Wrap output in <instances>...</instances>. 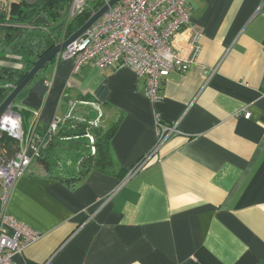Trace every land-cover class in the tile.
Masks as SVG:
<instances>
[{"label": "crops", "instance_id": "0c3cea01", "mask_svg": "<svg viewBox=\"0 0 264 264\" xmlns=\"http://www.w3.org/2000/svg\"><path fill=\"white\" fill-rule=\"evenodd\" d=\"M188 1L199 51L163 79L159 101L127 66L74 71L57 58L17 96L37 133L73 109L78 121L95 110L102 129L115 124L114 172L66 181L33 162L15 181L6 211L39 233L22 264H264L263 0ZM189 35L175 39L184 54ZM157 115L193 135L172 137L123 180L154 144Z\"/></svg>", "mask_w": 264, "mask_h": 264}, {"label": "built area", "instance_id": "2783aa9c", "mask_svg": "<svg viewBox=\"0 0 264 264\" xmlns=\"http://www.w3.org/2000/svg\"><path fill=\"white\" fill-rule=\"evenodd\" d=\"M89 1L71 0L70 13H80ZM98 1L102 6L109 0ZM100 7L92 10L90 16ZM190 10L188 0H116L82 36L62 49L57 59L71 60L74 71L86 63L99 68L127 66L137 76L144 77L146 96L155 103L162 96L163 79L170 72L187 71L199 51L203 30L192 21ZM186 30L190 33L188 41L191 54H184L175 45L176 37ZM45 83L49 85L47 80ZM70 108L73 109V106ZM33 114L37 121L39 109L34 110ZM249 114L245 112L244 116L248 117ZM97 116L93 120L94 124L98 123ZM62 121L53 119L41 133H37L34 128L36 123L24 130L22 116L16 105L11 104L0 114V131L18 143L13 157L0 160V264H22L16 257L39 237L37 231L10 215L6 205L15 181L27 173L35 155L47 147ZM155 124L154 144L127 169L123 180L146 167L172 137L193 135L179 129L176 121H164L159 115ZM42 264H48V261Z\"/></svg>", "mask_w": 264, "mask_h": 264}, {"label": "trees", "instance_id": "16d2710c", "mask_svg": "<svg viewBox=\"0 0 264 264\" xmlns=\"http://www.w3.org/2000/svg\"><path fill=\"white\" fill-rule=\"evenodd\" d=\"M4 2L0 4L5 5ZM70 3L71 0H11L9 5L0 6V103L37 58L71 35L88 19L92 10L101 6L100 1L92 0L84 10L72 15ZM18 97L12 106L16 105L22 117L29 115L32 109L26 111L25 107H20ZM23 128L28 130L24 125ZM114 128L115 124L102 129L88 115L78 121L73 109L32 163H39L47 175L66 181L78 179L91 169L114 172L108 145ZM17 148V141L0 131V160L13 157Z\"/></svg>", "mask_w": 264, "mask_h": 264}, {"label": "water", "instance_id": "95a60500", "mask_svg": "<svg viewBox=\"0 0 264 264\" xmlns=\"http://www.w3.org/2000/svg\"><path fill=\"white\" fill-rule=\"evenodd\" d=\"M115 1L116 0H109L108 3L102 5L71 35L54 45L43 55L37 58L22 80L12 88L6 98L0 103V114H2V112L13 103L19 93L35 78L37 73L43 67H45L53 58H55L62 49L66 48L71 42L82 36L83 32L105 12L109 5L113 4ZM96 116L97 113L95 110H90L88 112V118L90 120H94Z\"/></svg>", "mask_w": 264, "mask_h": 264}, {"label": "rangeland", "instance_id": "374dc122", "mask_svg": "<svg viewBox=\"0 0 264 264\" xmlns=\"http://www.w3.org/2000/svg\"><path fill=\"white\" fill-rule=\"evenodd\" d=\"M2 1H3V0H2ZM4 1H5V2H4L5 5H8V4L11 3V0H8V1H7V0H4ZM28 1H33V0H28ZM91 2H92V0L89 1V3H91Z\"/></svg>", "mask_w": 264, "mask_h": 264}]
</instances>
